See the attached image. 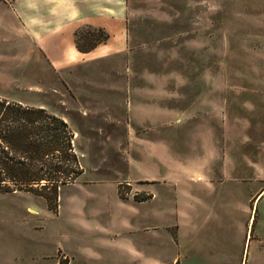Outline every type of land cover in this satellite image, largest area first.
Returning <instances> with one entry per match:
<instances>
[{"label": "rangeland", "instance_id": "obj_1", "mask_svg": "<svg viewBox=\"0 0 264 264\" xmlns=\"http://www.w3.org/2000/svg\"><path fill=\"white\" fill-rule=\"evenodd\" d=\"M127 2L126 52L73 85L0 42V96L65 118L82 169L53 203L0 193V264H170L264 169V0Z\"/></svg>", "mask_w": 264, "mask_h": 264}, {"label": "crops", "instance_id": "obj_2", "mask_svg": "<svg viewBox=\"0 0 264 264\" xmlns=\"http://www.w3.org/2000/svg\"><path fill=\"white\" fill-rule=\"evenodd\" d=\"M127 1L2 0L0 42L10 45L20 39L29 43L32 55L44 64L39 69L55 76L64 71L67 82L73 85L69 77L77 72L80 75L82 64L126 52L131 36L127 25H134ZM212 15L209 13L210 25ZM82 28L101 29L108 38L87 52L80 51L75 33ZM85 69L82 77H91L93 72ZM242 168L251 174L242 180L248 187L245 195L235 202L230 199L232 205L224 210L228 214L216 217V227L178 228V254L170 264H264V169L259 165ZM129 254L135 259L133 264H150L147 257L138 260L137 252ZM99 257L97 254L95 258Z\"/></svg>", "mask_w": 264, "mask_h": 264}, {"label": "trees", "instance_id": "obj_3", "mask_svg": "<svg viewBox=\"0 0 264 264\" xmlns=\"http://www.w3.org/2000/svg\"><path fill=\"white\" fill-rule=\"evenodd\" d=\"M81 32L76 31L75 44L83 52L108 38L101 29ZM75 147L65 118L0 96V193L24 191L53 203L60 187L82 173Z\"/></svg>", "mask_w": 264, "mask_h": 264}]
</instances>
